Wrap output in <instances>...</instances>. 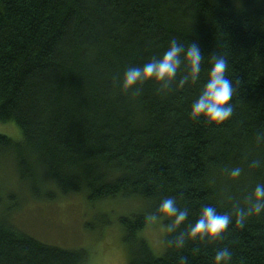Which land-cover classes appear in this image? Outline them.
Listing matches in <instances>:
<instances>
[{
	"label": "trees",
	"instance_id": "trees-1",
	"mask_svg": "<svg viewBox=\"0 0 264 264\" xmlns=\"http://www.w3.org/2000/svg\"><path fill=\"white\" fill-rule=\"evenodd\" d=\"M195 42L205 56L200 81L167 90L148 81L139 95L120 87L124 71L166 49ZM223 54L239 81L234 112L222 125L194 120L190 105ZM0 120L22 131L0 134V158H12L35 198L85 194L90 203L140 200L120 218L129 264H213L227 246L233 264H264V216L223 241L189 240L154 256L137 234L162 199L175 197L194 222L202 206L221 213L264 183V0H0ZM253 160L259 168H250ZM242 169L233 180L231 169ZM165 229L168 218L161 217ZM80 251L47 245L0 220V264H84Z\"/></svg>",
	"mask_w": 264,
	"mask_h": 264
},
{
	"label": "clouds",
	"instance_id": "clouds-1",
	"mask_svg": "<svg viewBox=\"0 0 264 264\" xmlns=\"http://www.w3.org/2000/svg\"><path fill=\"white\" fill-rule=\"evenodd\" d=\"M205 61L200 46L195 43H182L173 37L166 49L159 56L152 57L139 67L127 68L122 76L120 87L127 92L133 90L139 95V85L148 81H155L161 85L160 90H167L169 85L175 84L178 89L185 85H194L200 81L202 64ZM206 81L198 97L190 105V116L194 120L205 119L209 124L222 125L230 120L234 112L233 98L237 92L239 81H233L227 75L229 61L225 55H213L208 61ZM264 142V134L258 135L257 143ZM261 161L253 160L250 168H259ZM242 169L235 167L228 173L233 180L241 176ZM157 213L149 219L156 221L161 217L168 218L166 231L177 232L181 225L185 231L177 232L169 245L176 249H183L189 240L223 241L230 226L243 229L252 217L264 216V183H259L251 194L244 199V206L233 204L230 212L221 213L212 204L202 206L194 222H189L190 209L178 206L175 197L161 200ZM179 264H189L185 256H181ZM213 264H233V253L227 246L215 249Z\"/></svg>",
	"mask_w": 264,
	"mask_h": 264
},
{
	"label": "rangeland",
	"instance_id": "rangeland-1",
	"mask_svg": "<svg viewBox=\"0 0 264 264\" xmlns=\"http://www.w3.org/2000/svg\"><path fill=\"white\" fill-rule=\"evenodd\" d=\"M0 134L14 141L22 139L20 127L0 120ZM12 158H0V220L17 231L47 245L80 251L84 264H129L131 246L124 241L120 218L144 210L140 200L114 198L90 203L85 194L54 200L35 198L20 180ZM161 219L152 221L138 234L152 253H164L166 229Z\"/></svg>",
	"mask_w": 264,
	"mask_h": 264
}]
</instances>
